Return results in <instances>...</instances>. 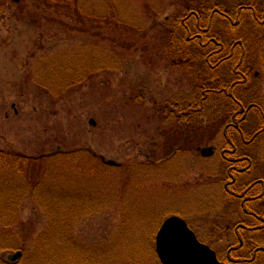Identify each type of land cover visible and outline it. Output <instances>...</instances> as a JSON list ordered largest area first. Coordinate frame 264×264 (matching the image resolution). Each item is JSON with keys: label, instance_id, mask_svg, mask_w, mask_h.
<instances>
[{"label": "rangeland", "instance_id": "374dc122", "mask_svg": "<svg viewBox=\"0 0 264 264\" xmlns=\"http://www.w3.org/2000/svg\"><path fill=\"white\" fill-rule=\"evenodd\" d=\"M192 1L241 12L235 38L248 40L251 70L264 72V29L248 13L264 0H0V157L39 162L0 161L6 216L18 191L16 221L0 218V264H161L156 238L171 216L218 243L209 166L196 154L210 141L186 142L170 160L164 136L182 130L176 105L188 116L204 109L193 124L211 113L163 52L171 18ZM110 9L131 28L106 21Z\"/></svg>", "mask_w": 264, "mask_h": 264}, {"label": "flooded vegetation", "instance_id": "af4514ba", "mask_svg": "<svg viewBox=\"0 0 264 264\" xmlns=\"http://www.w3.org/2000/svg\"><path fill=\"white\" fill-rule=\"evenodd\" d=\"M247 57H242L237 68L241 70L232 73L225 68L236 57L211 56L208 122L211 146L196 152L209 166L214 204L209 234L218 243L213 246L204 243L194 226L181 218L225 264H264V72H253ZM257 80H262L261 84ZM176 108L182 130L177 131L178 126L164 134L166 143L184 133V108L182 105ZM199 109L192 107L195 113L192 117L201 112ZM169 118L165 116V123ZM171 148L167 153L170 160L182 152L179 148Z\"/></svg>", "mask_w": 264, "mask_h": 264}, {"label": "trees", "instance_id": "16d2710c", "mask_svg": "<svg viewBox=\"0 0 264 264\" xmlns=\"http://www.w3.org/2000/svg\"><path fill=\"white\" fill-rule=\"evenodd\" d=\"M250 13L251 20L256 25V28L264 29V7L257 11L255 8L248 9ZM241 12L237 11L234 16H229L226 14L225 8L214 4H199L196 1L184 3L179 13L171 18V28L164 31L162 34V42H164L163 52L166 53L165 56L168 63V68L175 70L180 77V81L187 80L189 86L199 93L200 100L204 99L203 102L209 101V92L211 89L210 77L213 69V61L211 56H234L235 60L231 61L230 64L225 68L226 70L234 73L235 71L241 70L237 69L243 60L244 55H248L247 41L245 38H235L236 29L242 26L244 28L245 16L240 17ZM221 16L222 19L226 21L227 25V35L226 39L224 35L213 30V25L216 23V16ZM116 14L113 10H109L108 16L105 18L106 21H116L118 25L125 26V28L130 29L128 26L116 20ZM240 28V29H241ZM121 34V33H119ZM116 34L117 38L122 39V36ZM125 38V37H123ZM127 39V38H126ZM121 41V40H120ZM259 44V43H258ZM257 44V45H258ZM224 59V57H223ZM203 105V104H202ZM203 108L201 110V115L204 116ZM187 111L183 110V118L185 120L183 129L184 133L181 136L169 140L167 143V149L179 148L182 149V145L185 146L187 152V144L190 142L199 143L204 142L205 139L209 140V123L193 124V117L191 113L190 116L187 115ZM203 113V115H202ZM191 117V118H190ZM186 144V145H185ZM183 151V150H182ZM0 161L5 169L10 166L14 168L21 167L24 164L39 163L32 159H24L18 157L14 159V162L10 163L9 157L2 156ZM9 158V159H8ZM48 158V157H42ZM40 159V160H41ZM3 187V185H2ZM5 189V188H2ZM12 190H10L11 192ZM13 192L10 196V208H14L11 211V217L6 216L5 212L0 210V218L3 220H8V222L16 221L17 215L15 213V203L14 198H16V193ZM3 191L0 189V196H3ZM19 194V193H18ZM46 210L48 215L51 217H57V210L50 204L46 205ZM11 224V223H10ZM44 261H50L45 258Z\"/></svg>", "mask_w": 264, "mask_h": 264}, {"label": "water", "instance_id": "95a60500", "mask_svg": "<svg viewBox=\"0 0 264 264\" xmlns=\"http://www.w3.org/2000/svg\"><path fill=\"white\" fill-rule=\"evenodd\" d=\"M91 124L95 125V122L92 120ZM107 164L117 165L114 162ZM157 254L162 264H224L211 248L199 242L194 232L178 217L168 219L160 228ZM14 258L10 256L9 260Z\"/></svg>", "mask_w": 264, "mask_h": 264}]
</instances>
